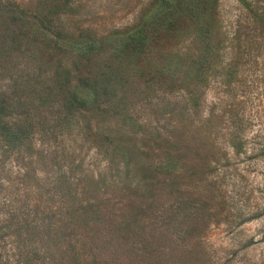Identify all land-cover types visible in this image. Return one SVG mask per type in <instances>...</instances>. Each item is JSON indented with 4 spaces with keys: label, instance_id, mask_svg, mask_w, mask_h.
I'll use <instances>...</instances> for the list:
<instances>
[{
    "label": "rangeland",
    "instance_id": "obj_1",
    "mask_svg": "<svg viewBox=\"0 0 264 264\" xmlns=\"http://www.w3.org/2000/svg\"><path fill=\"white\" fill-rule=\"evenodd\" d=\"M155 1L0 0L3 264H99L87 244L104 223L89 203H109L133 237L161 233L121 195L145 194L140 158L179 155L184 137L191 192L209 202L203 260L264 264V0L161 13ZM143 22V41L125 39ZM77 89L93 99L73 101Z\"/></svg>",
    "mask_w": 264,
    "mask_h": 264
},
{
    "label": "trees",
    "instance_id": "obj_2",
    "mask_svg": "<svg viewBox=\"0 0 264 264\" xmlns=\"http://www.w3.org/2000/svg\"><path fill=\"white\" fill-rule=\"evenodd\" d=\"M175 5V0H156L153 11L161 13L171 10ZM145 26L144 22L141 23L137 29L129 32L125 39L140 43L146 36ZM92 47H95V43L86 42L80 46V54L86 55ZM93 97L92 92L77 89L72 100L85 103ZM23 134L24 129H21L17 133L12 132L11 138L16 142L21 139L19 135ZM173 147L178 150L179 155L151 150L140 158L142 163L139 170L144 178L145 194L141 192L136 195L133 191L134 201L131 190H126L125 194L121 195L131 214H135L134 217L151 222V231L159 226L162 230L154 228V232L161 233L153 234L149 238L144 235L133 237V231L126 229L119 218L109 219L114 210L113 207L109 208L107 202L111 200L106 199L104 203L108 204L105 206L89 203V211H96L97 215L102 216L104 223L102 229L91 232L87 244V251L92 252L91 255L99 264H206L203 260L205 251L201 239L207 222L204 223L199 218V212L206 211L209 202L204 199L195 200L191 192L197 183L193 179V174L197 172L193 170L196 168L195 171H198L191 141L184 137ZM215 147L212 145V148ZM169 149L171 147L167 150ZM132 157V154L124 156L126 169H131ZM170 201L173 202L169 204ZM126 202L119 204L124 205ZM117 214L124 216L125 208L121 206L115 209L114 215ZM3 263L0 256V264Z\"/></svg>",
    "mask_w": 264,
    "mask_h": 264
}]
</instances>
